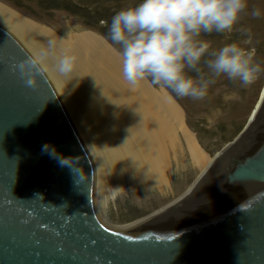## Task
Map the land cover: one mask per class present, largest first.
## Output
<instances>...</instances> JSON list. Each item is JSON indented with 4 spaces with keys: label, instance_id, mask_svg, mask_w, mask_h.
<instances>
[{
    "label": "water",
    "instance_id": "95a60500",
    "mask_svg": "<svg viewBox=\"0 0 264 264\" xmlns=\"http://www.w3.org/2000/svg\"><path fill=\"white\" fill-rule=\"evenodd\" d=\"M29 56L0 26V264H264V101L182 198L113 229L51 81L25 85Z\"/></svg>",
    "mask_w": 264,
    "mask_h": 264
},
{
    "label": "bare ground",
    "instance_id": "6f19581e",
    "mask_svg": "<svg viewBox=\"0 0 264 264\" xmlns=\"http://www.w3.org/2000/svg\"><path fill=\"white\" fill-rule=\"evenodd\" d=\"M0 26L33 55L46 49L49 41H55V52L46 62L45 73L78 119L76 126L104 178H119L127 173L143 187L165 190L169 176L186 163L203 172L212 161L185 126L181 109L167 92L153 89L146 80L135 88L129 85L122 75L121 57L103 39L81 33L61 41L49 30L2 6ZM64 53L78 58L69 80L84 84L82 88L79 84L75 94L56 69L57 59ZM96 95L107 107L98 109L99 117L98 111L91 108ZM263 101L264 98L257 111Z\"/></svg>",
    "mask_w": 264,
    "mask_h": 264
},
{
    "label": "rangeland",
    "instance_id": "374dc122",
    "mask_svg": "<svg viewBox=\"0 0 264 264\" xmlns=\"http://www.w3.org/2000/svg\"><path fill=\"white\" fill-rule=\"evenodd\" d=\"M139 2L140 0H0V6L49 30L61 41L81 33L95 35L119 55L120 46L113 44L97 26H93L92 16H103L99 26L107 27L103 22L111 20L122 8ZM247 5V9L230 32H213L204 38L211 41L212 50L231 43H237L246 50L255 49V60L264 65V0H247ZM253 8H259L261 15L258 18L252 16ZM27 51L31 53L28 49ZM203 71L208 72L206 67ZM69 77L71 75L62 76L66 86L72 88L75 94L79 90V84V88H82L84 83L69 80ZM214 79L215 83L210 85L208 95L202 100L177 97L170 89L154 85L150 79L146 80L153 89L165 90L177 104L182 111L185 126L210 160L244 133L264 98V74L248 87H243L239 81L229 80L224 75ZM52 84L54 85L53 82ZM54 89L56 90L55 87ZM82 100L83 104L85 99ZM60 101L93 163L95 210L99 220L107 227L121 229L149 218L182 198L202 174V171L186 163L169 176V185L165 190L143 187L127 173L119 178H104L84 136L76 126L78 119L67 109L62 99ZM91 102V108L98 111V117L101 114L98 109H107L98 95ZM94 114L92 111L91 116ZM93 126L92 123L89 125L90 130H93ZM99 140L96 138V141Z\"/></svg>",
    "mask_w": 264,
    "mask_h": 264
},
{
    "label": "clouds",
    "instance_id": "9594fccd",
    "mask_svg": "<svg viewBox=\"0 0 264 264\" xmlns=\"http://www.w3.org/2000/svg\"><path fill=\"white\" fill-rule=\"evenodd\" d=\"M247 6V0H140L122 8L111 19L109 38L120 46L123 78L133 88L150 79L177 97L193 100L204 99L214 78L221 75L243 87L252 85L264 74L255 49L231 43L212 50L211 41L204 38L213 32H230ZM251 14L261 15L259 8ZM55 47V41H49L46 49L19 63L27 87L38 86L37 76L47 70ZM77 59L74 54L60 55L58 73L72 74Z\"/></svg>",
    "mask_w": 264,
    "mask_h": 264
},
{
    "label": "trees",
    "instance_id": "16d2710c",
    "mask_svg": "<svg viewBox=\"0 0 264 264\" xmlns=\"http://www.w3.org/2000/svg\"><path fill=\"white\" fill-rule=\"evenodd\" d=\"M54 2L57 3L58 1H54ZM86 16L89 19L88 14ZM92 17H93V26L94 25L97 26V28L100 30V32L109 38V26H110L111 20L108 21L107 27H104V26L102 27V26H99V22L103 21V16L101 17V16L93 15Z\"/></svg>",
    "mask_w": 264,
    "mask_h": 264
},
{
    "label": "flooded vegetation",
    "instance_id": "af4514ba",
    "mask_svg": "<svg viewBox=\"0 0 264 264\" xmlns=\"http://www.w3.org/2000/svg\"><path fill=\"white\" fill-rule=\"evenodd\" d=\"M263 118H264V112H263ZM262 141H264V139L262 140ZM238 162H243V161H238ZM255 164H257V163H255ZM253 164H249V165H247V166H251V168H253V169H256V165H254V166H252ZM258 166V165H257ZM259 171H260V168H259ZM261 172V171H260Z\"/></svg>",
    "mask_w": 264,
    "mask_h": 264
}]
</instances>
